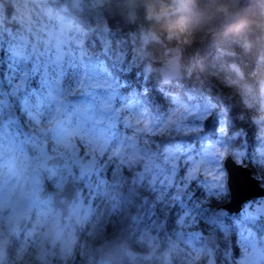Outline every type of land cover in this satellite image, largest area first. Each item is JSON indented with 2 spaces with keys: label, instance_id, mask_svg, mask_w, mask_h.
Here are the masks:
<instances>
[{
  "label": "trees",
  "instance_id": "trees-1",
  "mask_svg": "<svg viewBox=\"0 0 264 264\" xmlns=\"http://www.w3.org/2000/svg\"><path fill=\"white\" fill-rule=\"evenodd\" d=\"M113 1L121 5L126 0ZM135 2L145 28L137 37L122 39L109 33L104 18L93 12L97 0H0V98L5 97L2 92L6 89L5 93L13 98L22 117L26 115L19 105L24 93L13 90L11 84L7 87L4 84L5 79L8 84L12 79L14 87L15 81L29 74L31 63L22 58L11 61L15 57L10 58L8 43L12 39H7V31L18 35L23 30L19 23V9L30 11L31 23L46 17L37 18L33 11L50 10L49 16L54 12V16L74 25L76 40L70 39L63 45L67 88L75 87L78 75L86 66L100 65L101 62L106 69L104 75H112L114 79L116 105L126 108L134 119L138 116L140 120H167L170 113L189 97L207 96L217 105L216 121L224 127L223 133H209L208 137L218 139L222 134L221 145L228 148L226 153L233 150L237 159L241 154L240 162L251 168L264 186V164L256 156L264 124V0ZM30 25L29 28H33ZM35 32L40 35L41 28ZM104 37L114 45H105ZM139 47H145L149 56L155 59H161L171 48L179 47L183 52L185 78L168 86L162 85L155 68L140 57ZM114 51L119 52L120 58L112 55ZM4 74L11 78L4 77ZM35 80L36 77L29 78L28 87ZM39 117L41 124L49 119L47 113ZM175 135L170 131L169 135L152 137L159 141L157 147L161 148V138ZM154 144L155 139L149 140V146L146 143L150 148H155ZM225 190L218 197H209L206 203L203 200L207 196L199 194L196 199L202 207L196 211V226L184 230L178 226L183 200L172 199L167 205L168 193L164 197L165 194L161 193L156 198L158 192L155 197L150 196L149 201L156 202L159 213L169 210L168 239L162 237L151 264H200L194 258L196 246L202 249L200 259L204 264L208 254L203 237L193 234L192 229L200 228L204 233L212 230L222 235L217 252L232 250V264H236L237 254L241 252L242 232L250 234V238L254 236L260 244L264 243V215L243 213L230 220L213 215V207L229 199L227 186ZM206 205L210 208L204 209ZM136 211L140 212L138 207ZM161 234L164 236L165 233ZM18 245V241L9 244V259L14 260V264H24L22 260H16ZM216 258L219 259L216 264H229L225 254H215Z\"/></svg>",
  "mask_w": 264,
  "mask_h": 264
},
{
  "label": "rangeland",
  "instance_id": "rangeland-1",
  "mask_svg": "<svg viewBox=\"0 0 264 264\" xmlns=\"http://www.w3.org/2000/svg\"><path fill=\"white\" fill-rule=\"evenodd\" d=\"M97 4H101V0H97ZM49 12L50 10L44 9L41 11H33L37 18H40L41 16L46 17H43L44 19H42V21L35 20L31 23L32 15H30V11L27 9H19L18 15L21 17L19 23H21V29L23 30L18 35H12L7 31V39H12L10 43H8V48L10 47L11 54L15 57L14 59L17 60L19 58H24L27 62L31 63L29 74L26 73V75L21 77L18 81L19 85L17 88L23 90L26 89L29 78L31 79L34 74H37L38 77H40V91L37 90L35 92L39 104L38 109H47L49 106L48 103L55 102L54 109L58 110L56 114H53L56 121H54L55 125H52L51 128L57 129L59 126L63 128L65 137L63 136L62 140L67 141L72 137L81 138L82 136L104 138L106 136L104 129L100 132H90L85 125L90 122V125L94 127L93 121L95 120H98L102 124L108 123L110 120V123L117 127L120 123L128 121L127 119L118 120L121 118V113L111 111L112 106H114V92L113 94L111 92V89L113 88L112 83L105 80L104 73L106 69L104 70L101 62L97 67L91 66L90 72L88 67L85 79H82L78 85L80 89L79 92H76V94L72 89L71 92L73 91L74 93L70 92V95L64 97L67 94H64V86L66 87V82L64 80L65 72L62 68L65 57V49L63 45L65 41L67 42L70 39L72 40L75 38L76 40L73 29L74 25L54 16V12L52 13V16H49L51 13ZM28 24H31L30 26L33 28H29ZM37 28H41L40 35L35 32ZM107 40L110 39L104 37L105 45H114L112 41H108V43ZM112 55L119 57V52L114 51ZM102 89L106 92V95L104 96H101L99 93V90ZM75 91H77V89H75ZM56 103L59 104L57 105ZM27 105H30L29 100H24L23 106ZM7 107H10V103L5 100L0 106V110L4 109L5 111H8ZM94 107L98 108L99 111L95 112ZM216 107L217 105H215V103L211 101V98H208L207 96H192L185 103L178 105V107L170 113L166 121L146 118L144 121H141L144 125L139 130L142 131V133H147L152 136L169 135L170 131L182 136H198L199 134L204 136L205 133L202 131H207L206 133H208V131H213V133L216 134L219 132L223 133L224 127L216 121L218 112V108ZM192 113L194 118L191 123H188L187 118ZM1 115L3 114L1 113ZM111 116L113 117L111 118ZM138 120L140 121L138 116H136L134 119L136 122L134 123H137ZM11 122L12 119L9 116L4 120V124L9 126V128L11 127ZM260 134V137H264V124ZM202 139L208 138L202 137ZM27 141L28 138L26 136H21L19 141L14 143L12 141L10 144L7 143V145L4 146L1 144L0 146V154H3V151H5L10 153L8 157L10 160H16V164L8 162L7 164H4L1 162L2 167H0V264H4L2 260L4 259V246L7 239L10 238L12 234L17 233L19 219L26 215L28 216L29 205H31L33 201H37V197L34 199L33 187H37L39 180L36 181L35 176L32 175L23 178L20 177L19 169L17 167L20 160H18L17 158L19 157L14 154V150L20 146L17 144H23V142ZM194 143V140L183 142L180 144L179 149L183 150V154L194 155L195 149L198 144H200L197 143L194 145ZM33 145L38 151L43 149V145L40 141L34 142ZM223 149L224 146L217 145L216 143L210 146L207 145L204 149H201V152L191 160L192 163L190 162L191 164L189 163L190 165L185 170L183 177L186 180V183L195 180L199 186L207 188V196H220L224 192V185H226L225 172L222 171V162L225 158ZM60 153L63 155L66 154L64 150ZM97 154L102 156L101 151H96V153L91 152L86 155V163L90 166V170L94 171L97 169V167H95L96 161L99 160ZM84 155L85 154L81 155L79 152L71 150V153L67 154L66 162L61 165V167H65L66 163L78 162V157L82 158ZM47 156H49V154L47 155V152H45L44 157ZM168 156L170 165H173L174 163L176 164L175 161H177L178 156L174 154V151L169 150ZM256 156L259 162L264 164V140L261 141L259 148H257ZM238 157L240 160L241 154H239ZM191 158V155H187L184 160ZM26 159L27 157L24 158V160ZM135 161L136 163L137 161L139 162L138 156H135ZM25 162H27L28 165H31L30 162L24 161L22 165L23 167H27ZM93 167H95V169H93ZM2 168H5V170H2ZM65 169H67V167H65ZM177 172L178 170L175 169L172 174L175 175ZM57 176H63L61 170L58 171ZM167 177V181L171 182V175H168ZM61 180L62 178L58 177L56 183H53L56 191L61 189ZM27 186L29 188L26 189ZM8 206L10 207L11 212L9 215L5 216L2 214V211ZM117 209L118 208L115 207L113 208L115 211ZM244 210L248 214L264 215V198L251 205H246ZM88 215L90 217L91 212H88ZM151 234L152 233H149L148 236ZM63 235V233H57L56 237ZM56 237L51 239L50 231L46 242H54ZM253 242L254 244L252 243L249 251L243 256L240 262L241 264H264L263 248L255 239ZM210 257L211 256L208 257L207 264H213ZM46 258L48 257H43L39 262L41 261L40 263L45 264ZM53 262L49 261L46 264H53Z\"/></svg>",
  "mask_w": 264,
  "mask_h": 264
},
{
  "label": "flooded vegetation",
  "instance_id": "flooded-vegetation-1",
  "mask_svg": "<svg viewBox=\"0 0 264 264\" xmlns=\"http://www.w3.org/2000/svg\"><path fill=\"white\" fill-rule=\"evenodd\" d=\"M75 141L78 146L86 147L84 144L88 145L83 149L85 152L98 149L94 147L93 139L71 140V142ZM118 141L120 139L109 140L107 148L115 153L110 154L109 160L105 159V156L101 157L96 163L97 171L95 172L90 170V166L85 162L66 163L67 170L65 167H61L59 162L49 161L51 157L59 155L58 153V155L50 154V151L53 150L52 147L44 146L40 151L37 149L35 151L32 146L29 155L33 162H30V167L26 163L27 167L24 168H27V175L35 176L36 181L40 180L37 187H33L34 199L37 197V201H33L29 205V215L19 219L21 221L24 218L21 228L17 230L16 234H12L7 239L8 241L9 239L18 241L22 248V261L30 258L28 263L34 264L32 258L38 261L39 258L42 260L43 257L47 256L45 264L49 261H54L53 264H111L109 261L100 259L101 250L99 248L105 247L106 242L112 236H114V239L122 229L128 228L131 230L132 236L126 252L127 262L133 263L135 258L141 256L144 259L143 264H151L153 250L148 244L147 236L149 233L156 231L160 233V240L157 241L161 242L162 237L168 239L166 227L169 210H162L166 212L159 213L156 210L157 205H155V209L153 208V202L149 201L150 196L153 197L151 192L155 189L152 185L153 176H149L152 169L145 171L148 174L147 177L139 176L140 172L138 171L139 168H143V164L135 161L137 151L130 148H124L121 151V147L118 148L112 144ZM34 142L36 141L34 140ZM145 142H149V140H145ZM73 147L74 144L69 146V152ZM96 151L98 150L93 152ZM45 152L49 156L44 157ZM107 161L112 162V168L111 171L104 172L101 166ZM59 170L62 171L63 176H57ZM153 175L156 180L165 179L159 166L155 167ZM58 177L62 178L61 189L56 191L53 183H56ZM73 181L78 183V189L65 214H63V210L58 203L53 201V198L59 194L61 195L66 184ZM131 185L137 187V196L135 197L128 195V189ZM113 201L115 202L113 203ZM168 202H166L167 205H169ZM138 206L142 208L143 217L140 218L137 217L136 213ZM114 207L118 209L115 211L113 210ZM8 208L10 210L9 206ZM88 212H91L90 217ZM106 213L112 215V218L106 221L104 217H98L100 214L105 215ZM122 219L125 220L123 223ZM161 226H163L162 229ZM50 231L51 239L56 237L57 233L64 234L61 250L57 251L55 249L54 242H46ZM195 232L199 233L200 230H195ZM161 233H165L166 236ZM194 249L196 251L194 252L195 262L201 264L200 248L196 246ZM206 253L211 256L210 259L213 264L219 261V259H215V254L219 253L225 254L229 264L234 261L230 249L222 252L209 251ZM244 255L243 251L238 252L236 264H241ZM207 263L208 259L206 258L204 264Z\"/></svg>",
  "mask_w": 264,
  "mask_h": 264
},
{
  "label": "water",
  "instance_id": "water-1",
  "mask_svg": "<svg viewBox=\"0 0 264 264\" xmlns=\"http://www.w3.org/2000/svg\"><path fill=\"white\" fill-rule=\"evenodd\" d=\"M93 11L103 17L112 33H116L124 38L128 37L129 33L138 34L139 28L142 27V22L139 16L138 8L135 5V0H127L124 5L118 6L112 0H103V4L97 6ZM141 55L145 59H149L157 69L161 82L164 85L170 84L174 80L183 79L182 73V51L179 48L170 50L169 55H166L161 60H153L148 57L147 53L141 49ZM192 117L188 119L191 121ZM225 167L228 171V186L230 190L229 202L217 207L215 214L221 217L231 215L236 216L242 209V205L253 199L264 196V188L260 186L259 180L252 176V171L240 164H237L230 156L225 160ZM122 237V248L120 249L119 238L117 241L103 253V258H108L114 261V264H126L123 257V250L126 241V235ZM208 243L216 246V241L213 236L207 238ZM121 250V254L118 252ZM135 264H141L140 259L136 260Z\"/></svg>",
  "mask_w": 264,
  "mask_h": 264
}]
</instances>
